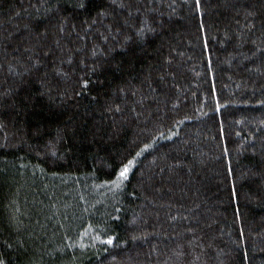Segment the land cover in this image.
<instances>
[{
    "label": "trees",
    "instance_id": "16d2710c",
    "mask_svg": "<svg viewBox=\"0 0 264 264\" xmlns=\"http://www.w3.org/2000/svg\"><path fill=\"white\" fill-rule=\"evenodd\" d=\"M0 264H264V0H0Z\"/></svg>",
    "mask_w": 264,
    "mask_h": 264
},
{
    "label": "snow or ice",
    "instance_id": "6c2138e0",
    "mask_svg": "<svg viewBox=\"0 0 264 264\" xmlns=\"http://www.w3.org/2000/svg\"><path fill=\"white\" fill-rule=\"evenodd\" d=\"M132 164V161L129 160L127 164H125L122 168V170L120 171L119 173V176L120 177H126L127 173H128V170H129V166ZM107 243L111 244L112 243V240L111 238L108 239Z\"/></svg>",
    "mask_w": 264,
    "mask_h": 264
}]
</instances>
